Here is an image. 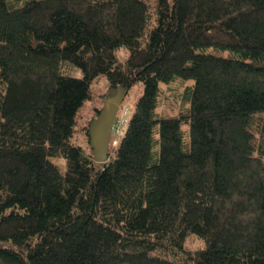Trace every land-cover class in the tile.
<instances>
[{"label": "trees", "instance_id": "1", "mask_svg": "<svg viewBox=\"0 0 264 264\" xmlns=\"http://www.w3.org/2000/svg\"><path fill=\"white\" fill-rule=\"evenodd\" d=\"M100 75L143 85L107 162L75 140ZM0 264H264V0H0Z\"/></svg>", "mask_w": 264, "mask_h": 264}, {"label": "rangeland", "instance_id": "2", "mask_svg": "<svg viewBox=\"0 0 264 264\" xmlns=\"http://www.w3.org/2000/svg\"><path fill=\"white\" fill-rule=\"evenodd\" d=\"M12 3L15 4H21L24 0H11ZM150 4H152V0H148ZM117 56L120 60H124L127 56V49L125 48H119L117 50ZM64 72L69 73L74 76H81L82 72L80 68L76 66H71L69 64H66L63 66ZM193 83L192 79H186L182 80L180 78H176L173 81L169 83H160V94L158 98V104L156 107V112L159 115H174L178 114L181 111H185L188 102L185 94V90L187 86ZM90 91H91V99L87 100L84 106L82 107L81 114L78 117V125L77 130L75 133L76 141L80 145H82L85 149V151H88L90 147L88 144V137L82 128L84 123L89 122V118L91 114L94 111V107H98L99 109L103 105V97L106 95H114L117 93L118 88H112L109 86L108 80L106 76L100 75L95 80L91 82L90 85ZM143 91V85L142 83H137L132 85L128 93L125 95L124 99L122 100L121 104L119 105L118 112L122 114V116L125 118V122L123 123V128L125 129V126L127 124L128 119L130 118L133 109L135 107V103L137 98L140 96L141 92ZM104 95V96H102ZM128 105L129 109L127 112L122 113V108L124 106ZM182 130L184 132V137L187 139V131H188V124L182 123ZM124 131V130H123ZM123 131L121 133L116 132L115 130L112 131V134L117 136L118 138L121 137L123 134ZM110 150V148H109ZM54 160L60 165V163L63 162V158L61 157H55ZM63 169V166H60ZM186 245L189 248L195 249L196 247H199L202 245L201 241L196 237H190L186 241Z\"/></svg>", "mask_w": 264, "mask_h": 264}, {"label": "water", "instance_id": "3", "mask_svg": "<svg viewBox=\"0 0 264 264\" xmlns=\"http://www.w3.org/2000/svg\"><path fill=\"white\" fill-rule=\"evenodd\" d=\"M121 102L120 91L114 95H105L102 107L88 126V143L93 159L97 162L109 160L112 127Z\"/></svg>", "mask_w": 264, "mask_h": 264}, {"label": "built area", "instance_id": "4", "mask_svg": "<svg viewBox=\"0 0 264 264\" xmlns=\"http://www.w3.org/2000/svg\"><path fill=\"white\" fill-rule=\"evenodd\" d=\"M126 111H127V106L122 108V113H125ZM124 122H125V118L122 116V114L117 112L114 123H113L112 131L115 130L116 132L121 133L124 130L123 128ZM118 140L119 138L112 134L111 144L116 145Z\"/></svg>", "mask_w": 264, "mask_h": 264}]
</instances>
